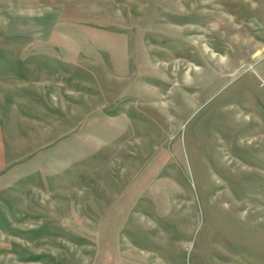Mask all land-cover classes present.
Here are the masks:
<instances>
[{
    "label": "rangeland",
    "instance_id": "1",
    "mask_svg": "<svg viewBox=\"0 0 264 264\" xmlns=\"http://www.w3.org/2000/svg\"><path fill=\"white\" fill-rule=\"evenodd\" d=\"M264 0H0V264H264Z\"/></svg>",
    "mask_w": 264,
    "mask_h": 264
},
{
    "label": "crops",
    "instance_id": "2",
    "mask_svg": "<svg viewBox=\"0 0 264 264\" xmlns=\"http://www.w3.org/2000/svg\"><path fill=\"white\" fill-rule=\"evenodd\" d=\"M245 82L247 83L246 87L254 90L258 94L259 99L264 102V87L253 77L247 78Z\"/></svg>",
    "mask_w": 264,
    "mask_h": 264
}]
</instances>
